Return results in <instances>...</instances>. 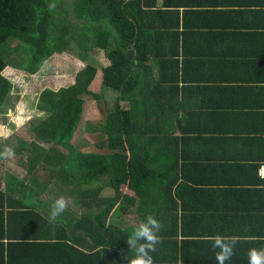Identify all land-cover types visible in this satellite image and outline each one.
<instances>
[{"label": "trees", "instance_id": "obj_1", "mask_svg": "<svg viewBox=\"0 0 264 264\" xmlns=\"http://www.w3.org/2000/svg\"><path fill=\"white\" fill-rule=\"evenodd\" d=\"M244 1L253 5L256 14H264V0ZM219 3L228 6L232 0H160L158 7L155 0H0V106L11 89V82L1 74L4 67L36 73L54 53L69 52L73 42L83 63L71 83L57 89L44 87L35 97L34 108L43 115L32 122V137L49 145L3 139L0 152L11 146L15 155L26 153L17 158L26 164L19 184L54 180L58 184L51 189L92 210V217L80 218L76 229L92 238L89 242L96 247L92 255L109 264H128L133 256L125 237L130 225L122 228L112 216L117 202L115 213L130 208L144 213L156 196L164 197L165 203L172 194L176 198L170 176L177 157L171 155L170 141L185 143L191 131L182 126L177 134L171 133L175 125H186L190 119L181 114L178 98L187 88L178 84V70L193 71L177 58L188 50L185 35L191 26L184 18L189 11ZM95 48L101 49L107 64L100 69V90L90 92L87 86L96 68L86 59ZM104 90L114 92L113 97L103 99ZM88 94L100 113L94 121L81 120ZM80 121L83 128L97 133L91 149L69 142ZM36 172L44 179L38 180ZM3 177L6 182L7 174ZM91 181L98 185L82 186ZM102 186L113 195L99 196ZM23 192L19 189L16 196Z\"/></svg>", "mask_w": 264, "mask_h": 264}, {"label": "crops", "instance_id": "obj_2", "mask_svg": "<svg viewBox=\"0 0 264 264\" xmlns=\"http://www.w3.org/2000/svg\"><path fill=\"white\" fill-rule=\"evenodd\" d=\"M159 3L155 0V7ZM219 5L189 11L184 18L191 26L185 35L188 50L177 58L193 71L178 70V84L187 87L178 98L181 114L190 119L171 133L182 126L191 131L185 143L170 141L177 157L170 176L176 198L171 193L165 203L155 195L144 213L131 208L115 213L117 202L112 213L120 227L130 225L126 238L143 216L160 221L162 243L151 253L154 264H217V250L205 239L216 234L240 238L226 264H248L249 249L264 248V178L258 174L264 162V14L244 0ZM25 154L0 160V264H109L92 255V238L76 229L92 210L51 189L58 184L54 180L19 184L26 164L17 158ZM19 189L24 192L16 196ZM98 195L113 193L102 186ZM60 196L68 199V210L49 223L51 205Z\"/></svg>", "mask_w": 264, "mask_h": 264}, {"label": "rangeland", "instance_id": "obj_3", "mask_svg": "<svg viewBox=\"0 0 264 264\" xmlns=\"http://www.w3.org/2000/svg\"><path fill=\"white\" fill-rule=\"evenodd\" d=\"M61 1L64 2L66 0ZM77 49L75 42H73L70 44L69 52L54 53L43 62L36 73H27L10 66H6L1 70V74L11 82V89L6 103L0 106V142L4 139L9 143H14L17 139H21L35 141L43 147L49 145L32 137V122L35 118L43 115V113L34 108L35 97L44 87L57 89L72 82L75 71L83 66V63L78 59ZM90 53L93 54L87 55L88 58L86 60L95 66L96 72H94L93 79L88 84L87 89L90 92H98L100 90V69L107 64V60L103 56L101 49L95 48ZM112 94L114 92L104 90L101 97L108 100ZM89 97V94L84 96L82 121L86 119L94 121L99 118V110L94 100ZM125 104L126 101H119V105L124 106ZM92 127L90 126V128ZM95 127L98 128V123H96ZM94 136L97 137L96 131L83 128L80 121L69 142L79 149H91L93 142L96 140ZM56 149L65 151L60 146H57Z\"/></svg>", "mask_w": 264, "mask_h": 264}, {"label": "clouds", "instance_id": "obj_4", "mask_svg": "<svg viewBox=\"0 0 264 264\" xmlns=\"http://www.w3.org/2000/svg\"><path fill=\"white\" fill-rule=\"evenodd\" d=\"M14 155V149L11 146H6L3 152H0V157L8 158ZM68 210V199L60 196L55 199L51 205L48 220L49 223L55 224L57 218ZM163 225L154 215H147L134 228L132 233L127 237V245L129 252L133 256L128 260V264H154V259L151 253L157 250V245L162 243V238L159 235ZM211 241L212 247L216 249L215 259L217 264H226L227 261L236 254V245L240 238L236 235H221L205 237ZM248 264H264V248H251L248 253Z\"/></svg>", "mask_w": 264, "mask_h": 264}, {"label": "built area", "instance_id": "obj_5", "mask_svg": "<svg viewBox=\"0 0 264 264\" xmlns=\"http://www.w3.org/2000/svg\"><path fill=\"white\" fill-rule=\"evenodd\" d=\"M258 174L264 178V162L260 164Z\"/></svg>", "mask_w": 264, "mask_h": 264}]
</instances>
